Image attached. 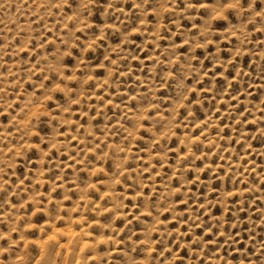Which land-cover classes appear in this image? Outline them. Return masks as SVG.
I'll return each instance as SVG.
<instances>
[{
  "label": "rangeland",
  "instance_id": "1",
  "mask_svg": "<svg viewBox=\"0 0 264 264\" xmlns=\"http://www.w3.org/2000/svg\"><path fill=\"white\" fill-rule=\"evenodd\" d=\"M0 264H264V0H0Z\"/></svg>",
  "mask_w": 264,
  "mask_h": 264
}]
</instances>
